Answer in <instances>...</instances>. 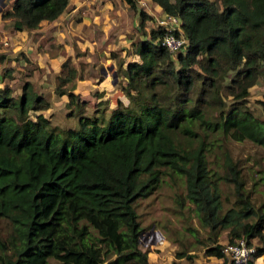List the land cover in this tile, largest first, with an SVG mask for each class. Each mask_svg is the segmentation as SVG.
I'll return each mask as SVG.
<instances>
[{"label":"trees","instance_id":"obj_1","mask_svg":"<svg viewBox=\"0 0 264 264\" xmlns=\"http://www.w3.org/2000/svg\"><path fill=\"white\" fill-rule=\"evenodd\" d=\"M121 1L144 35L138 60L122 69L126 104L116 99L106 114H87L84 101L59 89L76 108L75 125L60 128L40 112L47 102L29 80L19 92L0 86V264H150L136 200L165 177L182 179L198 224L186 228L202 253L225 257L223 230L227 242L256 237L252 264L264 252V199H253L225 140L264 146V117L246 105L249 87L264 77V0H150L180 20L187 44L173 57L159 43L163 29H142L151 15L137 0ZM68 7L12 0L0 20L29 31ZM61 68L74 76L66 62ZM188 249L177 257L190 260Z\"/></svg>","mask_w":264,"mask_h":264},{"label":"rangeland","instance_id":"obj_2","mask_svg":"<svg viewBox=\"0 0 264 264\" xmlns=\"http://www.w3.org/2000/svg\"><path fill=\"white\" fill-rule=\"evenodd\" d=\"M79 1L82 0L69 3L68 9L63 12L64 18L54 23L58 28L41 24L34 30H16L12 28L11 18L0 20V86L6 82L13 85L15 92H19V81L29 80L33 90L47 102L46 108L40 112L50 124L60 128L75 125L76 108L67 102L64 93L58 92L59 89L69 90L84 101L82 110L87 114L97 110L106 114L110 109L109 103L118 99L117 95H121L122 103L126 104V96L120 88L125 83L122 69L126 61L138 60L134 46L144 36L140 34L136 14L123 1L83 0L78 10H71ZM11 2L0 0V10L9 9ZM143 9L153 13L149 5ZM152 27L155 28V20L151 16L145 20L142 29L148 32ZM63 62L73 67V77L67 76L61 68ZM109 66L111 68L107 70ZM113 70L117 78L115 84L111 85L109 80H112L110 73ZM104 71L107 72L105 77ZM101 78L105 80L100 82ZM78 87L80 91H77ZM262 104L264 77L258 76L248 89L246 105L254 115L263 118ZM225 143L232 157L243 168L246 185L252 189L253 199L256 202L264 199V186L256 179L261 172L257 171L264 169V146L246 138H229ZM250 177L255 180L252 187ZM175 192L179 193L180 204L175 200ZM183 195L182 179L177 178L172 182L165 177L160 185L136 200L138 221L143 227L140 242L146 246L148 262L231 264L226 257L204 255L202 247L193 241L186 227H198V224L191 203ZM157 233L163 237H157ZM199 234L203 236V230H199ZM159 239L162 240L159 242ZM217 240L222 245L227 243L224 230ZM184 247L192 248L187 250V253H193L190 260L184 255L177 257V252Z\"/></svg>","mask_w":264,"mask_h":264},{"label":"built area","instance_id":"obj_3","mask_svg":"<svg viewBox=\"0 0 264 264\" xmlns=\"http://www.w3.org/2000/svg\"><path fill=\"white\" fill-rule=\"evenodd\" d=\"M137 6L140 8H148L146 0H137ZM155 27L164 30L159 43L167 50L171 56L182 53L186 47V39L184 38L178 17L169 14H163L156 20ZM162 239H159V242ZM224 256L231 264H246L254 252V246L248 244L244 238H236L232 242H227L222 248Z\"/></svg>","mask_w":264,"mask_h":264},{"label":"crops","instance_id":"obj_4","mask_svg":"<svg viewBox=\"0 0 264 264\" xmlns=\"http://www.w3.org/2000/svg\"><path fill=\"white\" fill-rule=\"evenodd\" d=\"M72 0H69V3L71 2ZM147 1V3H148V5L152 8V10H153V13H152V11H151V13L150 12H147L146 10H144V11H146V13H148V14H150L152 17H153V20H155V25H156V20H157V18H159L161 15L163 16V13L161 12V10H160V7L159 6H157L156 4H154L152 1H150V0H146ZM77 4H76V6H75V8L74 9H71V10H78L79 9V7H80V4L81 3H83V0L82 1H79V2H76ZM11 5V4H10ZM148 10V9H147ZM64 12V11H63ZM63 12L61 13V14H59L54 20H52V21H46V20H41L40 22H39V25H41V24H44V25H48V24H50V27L49 28H51V26L52 25H54V23L56 22V21H59L62 17L64 18V16H63ZM59 19V20H58ZM46 23V24H45ZM54 26H57V25H54ZM57 28H58V26H57ZM9 30V29H8ZM136 48V44H135V46H134V49ZM107 70H109V68L107 69ZM103 73V75H104V77H105V75H106V73L107 72H102ZM116 78H117V75H116ZM111 79V78H110ZM105 80V78H101V81L100 82H103ZM110 81V84L111 85H114L113 83H111V80H109ZM125 84V83H124ZM77 91H80L79 90V87L77 88ZM117 98L118 99H120V100H122L121 99V95H117ZM115 106V100H114V102H111V103H109V108H113ZM86 108H87V110L88 111H90L89 110V106L87 105L86 106ZM67 128H69V127H67ZM262 233L264 234V228H263V230H262ZM225 237H226V234H225ZM251 241H252V243H255V246H259L260 245V241L256 238V237H254V238H252L251 239ZM215 258V257H214ZM150 264H151V262H150ZM252 264H264V252H262L259 256H257L256 258H254L253 260H252Z\"/></svg>","mask_w":264,"mask_h":264},{"label":"water","instance_id":"obj_5","mask_svg":"<svg viewBox=\"0 0 264 264\" xmlns=\"http://www.w3.org/2000/svg\"><path fill=\"white\" fill-rule=\"evenodd\" d=\"M109 69L111 68V66H109L108 67ZM105 72V71H104ZM110 77H111V83H115V81H116V73H115V71L113 70L111 73H110ZM154 231H150V233H153ZM158 234V233H157ZM142 235V231L140 232V234H139V236H141ZM157 237H163L161 234H158V236ZM155 240H151V242H154Z\"/></svg>","mask_w":264,"mask_h":264}]
</instances>
